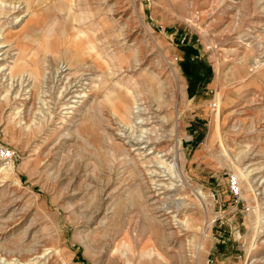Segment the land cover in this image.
Listing matches in <instances>:
<instances>
[{
    "label": "rangeland",
    "instance_id": "rangeland-1",
    "mask_svg": "<svg viewBox=\"0 0 264 264\" xmlns=\"http://www.w3.org/2000/svg\"><path fill=\"white\" fill-rule=\"evenodd\" d=\"M0 46V264H264V0H0Z\"/></svg>",
    "mask_w": 264,
    "mask_h": 264
},
{
    "label": "bare ground",
    "instance_id": "bare-ground-1",
    "mask_svg": "<svg viewBox=\"0 0 264 264\" xmlns=\"http://www.w3.org/2000/svg\"><path fill=\"white\" fill-rule=\"evenodd\" d=\"M20 19H18L19 21ZM4 46H0V50L3 48ZM1 56V54H0ZM11 56V55H10ZM263 61V60H262ZM261 61V62H262ZM172 75V78H171V87L174 86L175 84L176 85H181V81H180V77L178 75V72L173 69V74ZM65 80H67L66 77H64ZM47 80V79H46ZM70 79H68L69 81ZM160 80V79H159ZM48 81V80H47ZM63 85H66V83H63ZM179 87V86H178ZM182 87V91L184 90V97H185V89L183 87V85H181ZM174 88V87H173ZM177 88V86H176ZM161 88H159V92L154 89V94H155V98L158 100L157 102L159 103L158 107H160L161 103H166V101H168V98H170V96L166 97L163 95V93L161 92ZM178 90V89H177ZM73 93V92H79V91H72L71 89H68L66 90L64 88V92H63V95H66V93ZM84 92V91H83ZM161 92V94H160ZM164 92V91H163ZM80 93V92H79ZM81 94V93H80ZM178 94V93H177ZM182 94V93H181ZM64 97V96H63ZM174 97V96H173ZM182 97V96H181ZM71 98H81L80 95H77V96H72ZM183 99V98H182ZM186 99V98H184ZM170 103H171V100H169ZM184 101V100H183ZM67 102V101H66ZM74 103V102H73ZM163 108V107H162ZM161 108V109H162ZM124 112L128 113V117H125L123 115V117H125V119H128V122L127 124H129V127L126 129L125 133H123L122 135H120V137L122 138V140H127V145L129 147V150L130 148L132 149V147H135V146H139V145H143V147H141L140 149H137V150H141L142 151V154L141 156H145V158H149L148 155L150 154V151L149 153H147V150L150 148L151 150H153L156 154V156H154L153 158L150 156V159H155L157 160V162L159 164H162L163 161H162V158H167L170 156V151L171 149H169L168 147L166 146H163L166 142V136L168 135L167 133H165V130L163 129V124L165 123H151V119L149 118L150 117V112H151V109L150 108H147L145 107L144 104H137V105H134V106H127L124 110ZM147 114L149 116H147ZM162 119V118H161ZM165 121V120H164ZM178 125L179 123L177 122L176 125H174V130L172 131V133H177L176 130L178 128ZM148 126H154V131L153 130H145ZM166 126V125H165ZM130 128V129H129ZM129 129L132 130L131 132H127V130ZM149 131H152L151 133ZM160 132H162L160 134ZM165 133V134H163ZM173 135V136H174ZM178 138V137H177ZM169 141V140H168ZM168 145V144H167ZM222 145V144H221ZM177 146V145H176ZM174 148V147H173ZM173 151L175 149H172ZM227 151V150H226ZM227 153V152H226ZM229 155V154H228ZM144 158V157H143ZM161 158V159H159ZM183 162V156L180 155V153L178 152V149L176 147V151L174 152V156H173V169L175 171V175L177 176V178L180 180V182L183 184V185H187L189 186V188L196 194L197 198L199 196V193L197 192V190L194 188V186L192 184H188L187 181L185 180V177L183 175V167L181 165V163ZM7 168V167H5ZM260 185V184H259ZM155 186V185H153ZM169 191V190H168ZM172 194V193H171ZM157 195V194H156ZM160 195V194H159ZM171 197V196H170ZM188 198V197H187ZM202 200H204L205 198L201 197ZM179 201V200H178ZM181 201V200H180ZM167 202V201H166ZM173 202V201H171ZM174 203V202H173ZM183 203V202H182ZM178 204V203H177ZM176 204V205H177ZM168 207V206H167ZM175 207V206H174ZM178 207V206H177ZM164 208V207H163ZM178 210V209H177ZM167 211V210H166ZM171 211V210H170ZM211 226V224H209V227ZM209 227H206V229L204 228L205 232L207 230H209ZM32 251V250H31ZM32 255H38V250H34L31 252ZM23 259L24 257L20 254L18 255V258L17 259ZM25 259V258H24ZM21 262V261H20Z\"/></svg>",
    "mask_w": 264,
    "mask_h": 264
},
{
    "label": "built area",
    "instance_id": "built-area-1",
    "mask_svg": "<svg viewBox=\"0 0 264 264\" xmlns=\"http://www.w3.org/2000/svg\"><path fill=\"white\" fill-rule=\"evenodd\" d=\"M14 152L9 147L0 145V163L7 162L14 158ZM231 189L233 192L238 193L239 191V184L236 180L231 182Z\"/></svg>",
    "mask_w": 264,
    "mask_h": 264
}]
</instances>
